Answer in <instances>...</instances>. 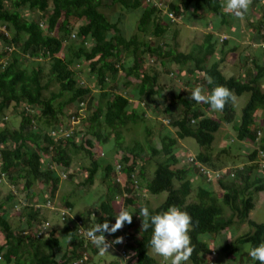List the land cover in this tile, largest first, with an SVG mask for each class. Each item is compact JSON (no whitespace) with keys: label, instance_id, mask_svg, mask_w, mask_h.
<instances>
[{"label":"trees","instance_id":"1","mask_svg":"<svg viewBox=\"0 0 264 264\" xmlns=\"http://www.w3.org/2000/svg\"><path fill=\"white\" fill-rule=\"evenodd\" d=\"M110 2L136 15V31L126 34L122 12L110 19L102 10L103 0H0V115L14 108L20 117L15 128L0 119V174L5 173L4 180L22 182L19 190L23 191L39 181L48 187L43 199L46 202L56 196L59 188L57 168L69 167L75 154L83 152L93 158L98 143L107 145L114 154L121 153L119 172L115 171V163L105 157L90 161L87 175L80 184L92 185L100 169L107 193L96 207L91 206L77 216H67L60 229L61 236L51 228L39 238L34 233V229L46 221L42 212L45 202L24 206L20 212L22 222L11 225L6 205L19 204L14 194L9 193L0 203V234L3 236L0 264H74L80 259L81 249L85 250L87 243L92 244L76 234L77 222L89 227L90 214L94 213L95 223L107 219L111 226L116 219L113 202L118 198H122V205L133 212L132 222H125L120 230L106 234L111 238L125 237L128 257L121 256L120 262L109 264H130L132 260L133 264H159L148 252L152 229H142L143 218L139 212L145 206L150 214L175 205L191 215L190 235L195 245L189 259L191 264L209 261L215 264L217 254L201 235L219 237L235 224L248 223L249 231L235 235L219 247L230 260L241 259L238 253L244 249L242 244H248L251 249L264 242V223L249 219L254 198L264 192V48L260 46L259 54L236 53L239 38L235 35L239 34V22H235L234 14L222 10L221 0ZM255 4H260L262 9L264 0H253L252 9ZM205 5L208 12L218 15L217 23H208L213 31L202 36L200 42H190L186 50L180 49L177 29L170 26L175 22L193 23L194 16L205 9ZM166 10L173 12L177 20L171 21ZM33 12H38L40 17L32 16ZM248 22L247 27L255 26L256 29L264 25L263 16ZM252 22L255 23L252 25ZM168 32L172 41L166 39ZM215 32L229 38L218 40ZM217 49L222 55L219 59L214 57ZM234 57L247 64L242 63L245 68L239 76H225L221 64ZM25 59H34L36 64L28 70L22 63ZM40 59L49 62V75H45ZM155 62L160 63L174 82L178 79V85L170 91L172 100L167 99L161 108L160 99H165V93L158 84ZM81 64L88 68L94 85L78 73ZM208 77L213 79L212 84L208 83ZM52 82L58 85L56 91L49 89ZM217 85L227 86L234 95L249 93L240 121L234 124L238 155L242 160L235 164L233 174L229 168H213L211 152L221 121L231 123L234 120L232 102L219 111L221 117L216 118V111L209 104L190 99L195 87L200 86L209 94ZM82 102L86 106L80 122L82 128L75 127L70 136L55 140L51 130H59L71 116H76L77 106ZM152 104L155 105L152 108L158 105L163 110L167 117L163 122L175 129L174 134L160 135L159 148L149 143V131L144 123L146 109ZM129 124L142 125L144 141H125L123 128ZM184 137L194 138L201 147L196 155L189 156L211 170H224L220 178L208 180L197 166L186 162L178 165L181 159L188 157L180 155L175 148L178 139ZM222 152H227V148ZM144 153L149 156L147 159H143ZM158 155L160 158L151 165L147 177L145 165ZM47 160L57 166L56 169H51ZM118 173L123 176V183L117 180ZM132 173L137 175L138 189L142 184L151 194L167 193L158 207L152 208L146 202L135 206L140 194L130 178ZM203 181L207 187L201 184ZM62 205L71 212L73 203L67 198ZM81 258L82 262L77 264H86V256ZM241 261L236 264H247ZM249 262L259 264L251 257Z\"/></svg>","mask_w":264,"mask_h":264},{"label":"rangeland","instance_id":"2","mask_svg":"<svg viewBox=\"0 0 264 264\" xmlns=\"http://www.w3.org/2000/svg\"><path fill=\"white\" fill-rule=\"evenodd\" d=\"M221 2H222L221 4L222 10H224V5L226 3V0H221ZM255 6L256 5H254L253 9L252 7L249 9V11L247 12V16L245 18L241 17V22H239V24L243 32H247L249 36L248 38H244V41L241 40L240 43L238 44L236 43L237 45L236 53L247 54L249 52L250 54L251 53L253 54L254 49L257 48L258 43L264 41V25L260 26V28L258 29H256L255 26L247 27V24L250 23L248 21L250 20V18H253V13L255 11L258 12L256 13L257 18H255L256 17L255 15L253 20L254 19L258 20L261 18V16H263L264 19V6L262 7V9H257ZM102 10L104 11V13H106V15H108L110 19L117 18L119 15L118 12H122L124 14L123 22H124V28L126 29V34H128L129 32L136 31V22H137L136 15H133L131 13H126L120 8L118 4H112L110 0H103ZM32 16L37 18L40 17V14L38 12H33ZM217 19H218V15H213L212 13L208 12L207 6L205 5V9H201L198 12L197 16H194L193 23L189 24L187 22L185 23L175 22L170 26V28L176 27L177 29L176 40L178 41V46L180 49L186 50L190 42L192 41L200 42L202 36H204L208 32L213 31L211 29L212 25L210 24H212V22L217 23L218 22ZM208 23L210 24L208 25ZM253 23L255 22H252V25ZM130 26H132V28L128 30ZM1 28H3V26H1ZM215 34L218 36V40H221L222 38L228 36L225 34H218L217 32H215ZM219 35H223V36H219ZM253 35L254 38L252 37ZM166 37L168 41L169 40L172 41V36L170 32H168V35H166ZM227 38H229V36ZM220 56L222 55L220 54V52H218L217 49V52L214 53V57H217L219 59ZM244 56L246 57L247 55ZM122 58L127 62L129 61L127 58L124 57ZM40 62L44 69L45 75H49L48 73L49 62L47 60H41V59ZM22 63L25 68L30 70L32 66L36 64V60L25 59L22 61ZM242 63L247 64L245 60H242L241 62L238 61V58L234 57L233 60L230 62L224 61L221 64V70L225 76H229V75L239 76L242 72V69L245 68L244 64ZM154 66L155 69L158 71V84L161 87H163L165 93V99L164 100L162 98L160 99V101L162 102L159 104V107L161 108L164 107L163 104H166L167 99H170V101L172 100L171 97L172 94H170V91L172 88H176V86L178 85V79L175 78V82L172 79H170L167 76V73H165V71L161 68L159 62H155ZM78 68H80L78 73L82 76V78L85 79V81L87 82H91V85H94L95 82L91 78L88 68L82 64ZM120 74H121L120 76H123L124 75L123 71H120ZM46 79L47 76L45 80ZM130 79L132 81L134 80V78H130ZM263 85H264V81H263ZM49 89L52 91H56L58 89V85L52 82L49 84ZM262 89L264 90V88ZM93 90H96L95 87L93 88ZM116 90L117 91L120 90V87L116 88ZM235 97H236L235 102L234 103L232 102V106L234 109L233 122L227 123L221 121L219 129L214 134L215 138L213 143L211 144V152L214 157V165H215V167L213 168H229L233 170L235 164L237 162H241L240 160H242V157L238 155L239 146L237 145L236 131L234 129V124H237L240 121L242 108L248 101L249 93L245 92L241 95H235ZM152 106L155 105L152 104L146 109V113L144 116V121H145L144 123H146V126L149 131V134L147 136L149 143L151 145H154L156 148H159L160 135L164 134L165 132L174 134L175 129L169 123L167 124L165 123V121L163 122L162 119L164 118L167 119V117H164L163 115V110L159 109L157 107L158 105H156V108H152ZM15 111L16 110H14V108H10L4 112L2 117H1L2 114L0 115V119L6 120L7 124L11 128L18 127L20 121L19 120L20 117L16 114ZM215 117L216 118L221 117L219 111L218 112L216 111ZM0 124H1V120H0ZM123 134L126 142H129L133 139L144 141V130H142L141 124L137 126L131 124L127 125L126 128H123ZM80 136H81V132H80ZM175 148L177 149L178 153L183 156L186 155L189 156V154L196 155L201 150L200 145L192 137H184L182 139H178ZM224 148H227V152H222ZM240 150L242 149L240 148ZM113 154L114 153H112V151L107 147V145L103 146L102 144L100 145L98 143L96 144V148L93 153V158L99 159L105 157V159L112 161L113 164L116 163L117 156L121 155L120 153L118 154V152L115 153L114 155ZM159 156L160 155L156 156L149 164L145 165V171L147 173L146 175L147 177L150 176L151 165L155 162V160L160 158ZM142 157L143 159H147L149 156L147 155V153H144ZM93 158L88 157L83 152H79L72 157L71 164L69 167H65L63 169L57 168L56 172L59 176H60V171L62 170H64V172L66 171L67 174L70 173V176H68L65 179L60 177V183L57 194L55 197L50 198L55 208L63 207L62 205L63 200L67 198L70 202L73 203L71 214L77 216L80 213L84 212L87 208L91 206L96 207L97 205H99L100 201L105 197L107 193V186L102 181L103 172L100 169L98 170L99 172L92 185L80 184L83 181V179L86 177L87 175L86 168L90 166V161ZM180 161L181 162H179L178 164L179 166L183 164V162H186L185 159L183 161L181 159ZM47 162L49 161L47 160L46 163ZM201 184L205 187L208 186L204 181L201 182ZM21 186H22V182L20 181L11 182L8 179H5L4 181L0 182V203H3L6 200V197L9 193H13L15 198H17V202L19 204L18 210L10 203H7L6 205L7 215L9 216V221L13 226H17L18 223L22 222V214L20 212H22L24 206L32 205L37 202L40 204L45 202L43 199L45 198V194H47V190H48V187L46 185L41 184L39 181L35 182L32 185L31 189H29L28 191L19 190V187ZM217 187L218 186L216 185L214 186L215 190H217ZM138 192L140 194V196H138L140 199L137 201L135 206H138L140 203L146 202V204L151 206L152 208L158 207L165 200L167 195L165 191L160 192L158 194H151L145 191V187L142 184L140 185ZM122 200H123L122 198L121 199L118 198L116 202H113L116 214L121 208H125L122 205ZM43 208L44 209L42 210V212L43 214H45V219L50 222L51 230H56L57 234L61 236L60 229L63 228V222H61L59 211L57 209L51 210L45 207ZM224 215H226V212H224ZM249 219L258 223H264V203H259L256 200V198H254V207L249 212ZM250 229L251 227L248 223L235 224L234 226H232V228L226 229L225 235L222 234L221 236L218 237V236L203 234L200 236V238L204 239L205 237L204 240H206L209 245L213 246L212 248L215 250L217 254L216 258L214 259L215 264H226V263L236 264L238 263V261H241V259H243V263L247 262V264H249L250 256L248 255V249H249L248 244L241 245L242 249L244 248L243 250L240 251V253H238L240 254L239 257H241V259L236 261L230 260L231 257L227 258L225 252L219 250V247L221 243L225 241L229 242L234 238L235 235L238 236L240 234L249 231ZM2 240H3V236L0 234V241ZM61 240L63 241L64 238L61 237ZM85 247H86L85 250L81 249L79 258L82 256H86V264H109V263L120 262L122 259V257L118 254V250L114 248H109L107 252H104L102 254L100 250L93 244L87 243V246ZM93 247H95L96 251L93 250L94 249ZM148 252L155 259L157 263L169 264V262L165 261L161 256L155 254L151 247L148 249ZM84 253H86V255H84ZM186 264H191V262L190 261L186 262Z\"/></svg>","mask_w":264,"mask_h":264},{"label":"clouds","instance_id":"3","mask_svg":"<svg viewBox=\"0 0 264 264\" xmlns=\"http://www.w3.org/2000/svg\"><path fill=\"white\" fill-rule=\"evenodd\" d=\"M253 0H226L224 11L234 14L236 17H243L252 5ZM208 83L212 84L213 79L208 77ZM190 99L197 103L209 104L214 111H223L229 102H235V95L227 86L217 85L209 94H205L202 87L197 86L192 90ZM139 215L143 218L142 229H152L150 246L153 252L161 256L169 264H186L195 251L192 242V217L181 208L173 205L166 210L150 214L147 206L140 209ZM133 212L121 208L116 214L115 223L109 225L107 219L103 223H95L91 226L86 236L103 254L107 252L111 244L122 243L123 237H116L113 241L106 239L105 233H115L120 230L125 222H132ZM249 256L259 264H264V242L248 250Z\"/></svg>","mask_w":264,"mask_h":264},{"label":"built area","instance_id":"4","mask_svg":"<svg viewBox=\"0 0 264 264\" xmlns=\"http://www.w3.org/2000/svg\"><path fill=\"white\" fill-rule=\"evenodd\" d=\"M158 4L161 5V3H158ZM165 12L171 21L177 20V18L174 16L173 12H171L169 10H166ZM71 36L74 37V34H72ZM260 46L264 48V42L261 43ZM85 109H86L85 103H83V102L80 103L79 107L77 106V109L75 111L76 116H74V115L71 116L70 119H68L67 122L59 130H51V132H50L51 136L56 140L57 138L62 137V136H65V137L70 136L72 134L73 130L75 129V127H77V129H81L82 125L80 124V122H81V118H83L85 116V111H86ZM0 146H1V144H0ZM120 156L121 155L117 156L118 162L115 163V171L116 172H119V170L121 169V163L118 160V159H120ZM0 159H1V153H0ZM185 160H186L187 164H192L194 166H197L199 168L200 173L205 175L208 180L209 179L216 180L217 178H220L222 176L221 174H223V172H224V170L223 171L211 170V169L207 168L206 166L202 165L201 163H199L198 160L192 156L186 157ZM48 166L51 169L52 168L56 169V166H54V164H51L50 162L48 163ZM230 171L233 174L234 171L231 169H230ZM231 173H229V175H232ZM60 177L63 179L67 178V172L66 171L64 172V170L60 171ZM4 178H5V173L1 172L0 181L4 180ZM130 178H131L132 182L134 183V188L138 189V187H137V182H138L137 175L135 173H132L130 175ZM117 180L120 181L121 183L124 182V178L120 173H118ZM44 206L48 209H51V210L57 209L59 211L61 222H64L66 220L67 216H71V212H70V209L68 207L63 206L60 208H55L53 202L50 199L46 200V202L44 203ZM14 207L17 210L19 209L18 205H14ZM94 216H95L94 213L90 214L91 220L88 223L89 227H85L83 224H81V221L77 222L76 234L79 236V238H82L85 241L90 242V240L86 236V233H87L88 229L95 224V221H94L95 217ZM49 228H50V222L48 220H46L40 225L39 228H36V229L33 228V229H34V233H35L36 237L39 238V237H42V235H44L48 231ZM106 233H105V236H106V239L108 241L111 242V241L115 240V238H111V237L107 236ZM122 237H123L122 243L111 244L109 248H114V249L118 250V254L122 257H128V253L124 248L125 244H126V239L124 236H122ZM0 259H1V254H0ZM77 262H82V258L80 257V259L78 261H76V262L74 261V264H77ZM133 262L134 261L132 260L130 264H133ZM159 264H165V263H159ZM206 264H214V263L212 261H209Z\"/></svg>","mask_w":264,"mask_h":264},{"label":"crops","instance_id":"5","mask_svg":"<svg viewBox=\"0 0 264 264\" xmlns=\"http://www.w3.org/2000/svg\"><path fill=\"white\" fill-rule=\"evenodd\" d=\"M256 5V4H255ZM261 5L260 4H257L255 7L257 8V9H261V7H260ZM250 7H253L252 5L250 6ZM252 10V9H251ZM256 13H258V12H255V13H253V17H254V14L256 15ZM247 16V13L246 14H244V18ZM234 18L236 19L235 20V22H241V17H236L235 15H234ZM255 18H257V15H256V17ZM250 20L251 21H253V18H250ZM221 20H219V22H220ZM211 29H212V26H211ZM247 30V29H246ZM238 35H235L236 37H238L239 38V43H240V41L241 40H243L244 41V38H248V36H249V34L247 33V32H243V30H242V28H241V26H240V24H239V30H238ZM219 36H223V35H219ZM227 37V36H226ZM253 38H254V35L252 36ZM261 42H264V41H261ZM257 45V44H256ZM262 48H260V42L258 43V45H257V48L256 49H254V53L253 54H259L260 53V50H261ZM256 198V200L259 202V203H264V192H261V193H258V195L255 197Z\"/></svg>","mask_w":264,"mask_h":264}]
</instances>
